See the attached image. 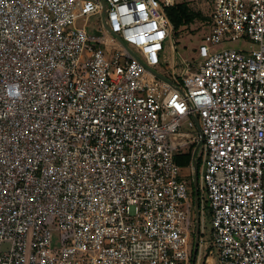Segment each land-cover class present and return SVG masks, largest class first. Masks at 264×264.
<instances>
[{"label":"built area","instance_id":"2783aa9c","mask_svg":"<svg viewBox=\"0 0 264 264\" xmlns=\"http://www.w3.org/2000/svg\"><path fill=\"white\" fill-rule=\"evenodd\" d=\"M0 264H264V0H0Z\"/></svg>","mask_w":264,"mask_h":264},{"label":"rangeland","instance_id":"374dc122","mask_svg":"<svg viewBox=\"0 0 264 264\" xmlns=\"http://www.w3.org/2000/svg\"><path fill=\"white\" fill-rule=\"evenodd\" d=\"M192 6L194 8L200 9L204 13L205 16L208 14L210 10V6L203 2H200L199 4L192 3ZM97 21H98V17L97 16L93 17L90 19V24L91 25L96 24ZM206 31H207V24L205 23V19H197L193 24L181 30L180 35L177 37V43H176L177 50L174 52V58L177 62L178 69L182 68L183 66V63L181 62V57H184L186 59H191L193 57L194 52L196 48L198 47V45L201 43L203 35ZM234 45L236 47H241L240 43H234ZM167 69L168 67L165 64H163L162 68H157L158 71H160L165 76L169 77V71H166ZM181 130L189 133L190 139L197 137L199 133V129L197 126L196 128H192L188 126V123H186L185 126L181 128ZM186 140L189 141V138H186ZM197 146H198L197 143L191 142L189 145L183 147L180 152L181 155L183 154L191 155V162L193 166L191 165V162L187 166H181V174L185 176L187 179L193 180V183H194V179L196 176V173H195L196 171L192 170V169H195V164L193 162V156H194V152ZM196 158H197L196 160V168H197L201 164L200 152H197ZM199 178H200V173H199ZM194 189H196L195 186H194ZM205 227H206V236L210 238L212 225H211V215L209 212V207L206 208ZM53 236H54L53 237L54 242H58L59 234L57 232H54Z\"/></svg>","mask_w":264,"mask_h":264},{"label":"trees","instance_id":"16d2710c","mask_svg":"<svg viewBox=\"0 0 264 264\" xmlns=\"http://www.w3.org/2000/svg\"><path fill=\"white\" fill-rule=\"evenodd\" d=\"M167 14L174 25L176 37L180 35V32L183 28L190 26L197 19H205V21L208 19L207 15L205 16L200 9L194 8L192 6V3L190 2H181L173 7H169L167 9ZM176 162L180 166H187L191 162V155L190 154L177 155ZM197 168H198L197 176L199 178L200 165Z\"/></svg>","mask_w":264,"mask_h":264},{"label":"water","instance_id":"95a60500","mask_svg":"<svg viewBox=\"0 0 264 264\" xmlns=\"http://www.w3.org/2000/svg\"><path fill=\"white\" fill-rule=\"evenodd\" d=\"M196 176H195V179H194V186H196L197 185V170H196ZM195 253H196V247H195V250H194V258H193V260H195Z\"/></svg>","mask_w":264,"mask_h":264}]
</instances>
